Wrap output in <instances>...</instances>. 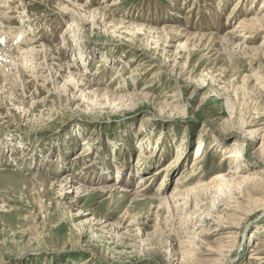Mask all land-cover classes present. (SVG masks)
Listing matches in <instances>:
<instances>
[{
	"label": "rangeland",
	"instance_id": "1",
	"mask_svg": "<svg viewBox=\"0 0 264 264\" xmlns=\"http://www.w3.org/2000/svg\"><path fill=\"white\" fill-rule=\"evenodd\" d=\"M59 4L8 0L9 28L25 21L23 40L51 46L99 104L56 91L48 69L0 100V264H264V30L246 48L222 38L264 0L238 16L246 0H93L122 33L101 19L68 31ZM129 23L180 31L164 43Z\"/></svg>",
	"mask_w": 264,
	"mask_h": 264
},
{
	"label": "bare ground",
	"instance_id": "2",
	"mask_svg": "<svg viewBox=\"0 0 264 264\" xmlns=\"http://www.w3.org/2000/svg\"><path fill=\"white\" fill-rule=\"evenodd\" d=\"M7 1L8 0H0V100H5L6 98H8L9 101L12 102L11 97L16 94V92L18 91L19 85H21V83H19L18 80L21 78V76L24 78L26 77V75H27L26 71L30 72L34 79H37L39 76H42V74H43V72H41V70L48 69L49 74L46 77L43 76V78L45 79L44 81L45 82L46 81L53 82L54 86L56 88V91H58L60 93H62V92L67 93L68 91L70 92L71 89H69V86H70V88H72L73 92L76 89L81 88V89H79V91H81V94H80L81 98L85 99V101L87 99L89 101V103H90V101L91 102L93 101L92 103H94L95 101L92 100V98L88 94L85 93L87 89L84 88V85L89 84V82H86V83L84 82V80H85L83 77L84 74H81V72L78 71L77 69H75L73 72L69 68H68V70H66V69L61 70V71L66 72L67 75L64 78L63 84L60 86V82L58 83L57 80L59 78H61V74H60L61 71L59 72V70H55V68H54V66H55L54 61L56 60L57 57H55V60L54 59L52 60V58H54V57H52L51 59H48L49 56L55 55V53L53 52L54 49L51 48V46H44V45H38L39 48H36L35 45H37V44L34 42V39H32L31 41H27V42H25L23 40L24 33H25V31L23 30V26L26 25L25 21L22 19L23 17L21 18L24 21V24L21 26L22 28L20 27V28L16 29V31H15V29L11 31L10 28H11V24L13 23V18L11 17V14L7 11V8L9 7V5H4L5 2H7ZM92 1L88 0L87 2H85L86 5L77 4V2H75V4H73V5H71V4H67L66 0H59V2H60L59 5L61 6V9H62V12H61V14H59V16L65 20H67L68 18L70 19L68 31H71V32H75L77 30L81 31V30H83L84 25L87 24V21H91V22L95 23V19L103 20V22L105 23V28L107 27V25L109 23L110 24L113 23L112 28L118 30L117 28L120 27L119 32H121V30L128 29L126 25L125 26L123 25V24H125L124 21H115V20L111 19V17L108 16V13H106L104 10H102L99 7H93L92 8V6L90 5V4H92ZM248 2H249V0H246L247 4L245 6H242L243 8L240 9L238 12L236 10L237 8H235L236 16H238L240 13H243V12L247 13L249 11L246 8V7H249ZM117 4H120V2L114 1L112 4H110V7L111 6L113 7ZM222 7H223V5H222ZM114 11H117V10L115 9ZM255 11L257 12V15H260L259 17L258 16L252 17V19L247 20L245 16H242L239 24L233 30H231L230 33H227V35L232 34L234 38L241 37V39H244L243 43L242 42L241 43L234 42V40H235L234 38H233L234 40L229 39V38H227V36L222 37L223 40H226L229 45H232V47L246 48L247 47L246 42L248 40H250V38L253 37L251 35V33H254V32L258 33L259 31L264 30V28H262V27H264V5H261L258 8H256L255 10H253V12H255ZM216 12L214 13L215 18H216V16L220 17L221 14L219 12H217V13ZM27 16L30 17V15H28V13H27ZM109 19H110V21H109ZM227 21H230V18H228ZM93 25H95V24H93ZM129 27L130 28L132 27L134 30H136V32H134V34L135 33L146 34L149 31L150 32V33H148V34H150L149 36L153 37L154 35H157L156 37L159 38L160 40H163L164 43H167L168 40L173 39L172 33H175L174 35H178L179 34L178 31H180L179 29H175V27H173L172 25L167 26L166 29H161V28L152 27L148 24L145 25L144 23L137 24V25L134 23H129ZM75 28H76V30H74ZM116 30H114L113 32H117ZM180 35H181V32H180ZM206 36H207L206 34H204V35L195 34L193 38L204 40ZM245 36L249 39L243 38ZM190 37H191V35L187 36L188 42L190 40ZM65 39H66L65 40L66 41L65 42L66 43V46H65L66 49L65 50H70L71 48L68 45L70 40H68L67 38H65ZM187 40H186V42H187ZM156 44L159 45L158 42H156ZM30 45H32V46H30ZM164 45L166 46V44H164ZM12 46H14V47H12ZM180 47L184 48V47H186V44L184 43V45H181ZM256 50H259V48ZM83 52L84 51H81L79 53L82 54ZM19 54H21V57H19ZM39 60L41 62H38ZM18 61H19V63H17ZM58 66H60V65H58ZM62 67H63V65H62ZM54 72H55V74H54ZM19 74L21 75L20 77H19ZM57 74H58V77L56 78ZM62 75H64V74H62ZM54 77H55V79H54ZM71 84H73V86ZM88 89H90V87ZM73 92L71 94H73ZM76 93H78V92H76ZM91 93H92V95L98 94L97 90L94 91L93 89H92ZM105 93L108 94L109 91H105ZM116 99H114V100H116ZM22 101L21 100L16 101L17 103L13 104V106H15V107L17 106L18 110L21 109L22 108V103H21ZM97 102H98V100H97ZM97 102H95V103H97ZM120 102H122V101L120 100ZM98 104H99V102H98ZM20 105H21V107H20ZM117 106H119V105H117ZM26 109L24 108V110H26ZM21 111H22V109H21ZM87 144H88V142L84 143V145H87ZM236 144L237 143H235V145ZM204 146H205L204 142L200 141L198 143L197 149L194 150V153H193L194 158L193 159L195 160L194 161L195 163H197V161L203 156V151L201 150V148ZM84 155H85V157L89 155L87 149H84L80 156H84ZM241 156H243L242 148L240 147V149H237V147H236L232 151H230V154L227 155L226 158L229 159L233 164L234 162L237 163L238 162L237 160L240 159ZM140 162H143L142 159H139L138 163H140ZM88 165L89 164L84 166L85 169H87ZM240 166H241L240 162H238L237 166H236V170L234 171L235 175H237L238 172H240L239 171ZM88 168H89V166H88ZM161 170L163 171V170H165V168H163V169L161 168ZM156 173H159V172H156ZM225 177L222 175L217 176L216 179L213 180L212 183H209L206 185L207 189H210L213 186L214 189H216L220 192L221 190H223V188L221 189L222 186H220V185L222 183L219 185V182H222V180L224 181ZM144 178H147V176H145ZM180 178H182V177H180ZM246 178L247 177H244V181ZM65 180L67 181L68 177H66ZM74 185H76V183H74L73 186ZM101 188H103V187H101ZM194 189L195 188H193V191H194ZM80 190H82V189L79 187L78 191H80ZM189 190L192 191V189H189ZM189 190L184 191V195L185 194L188 195ZM202 190L204 191V189H202ZM140 192L141 191H138V190L135 192L136 197L144 196V194H140ZM195 193H197V192H195Z\"/></svg>",
	"mask_w": 264,
	"mask_h": 264
}]
</instances>
